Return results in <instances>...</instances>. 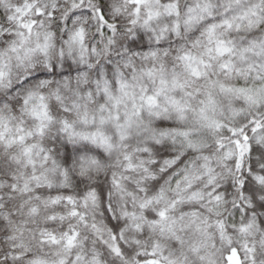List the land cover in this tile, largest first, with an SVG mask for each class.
<instances>
[{
	"label": "snow or ice",
	"instance_id": "1",
	"mask_svg": "<svg viewBox=\"0 0 264 264\" xmlns=\"http://www.w3.org/2000/svg\"><path fill=\"white\" fill-rule=\"evenodd\" d=\"M0 264H264V0H0Z\"/></svg>",
	"mask_w": 264,
	"mask_h": 264
}]
</instances>
